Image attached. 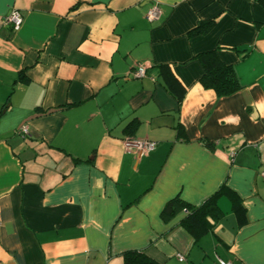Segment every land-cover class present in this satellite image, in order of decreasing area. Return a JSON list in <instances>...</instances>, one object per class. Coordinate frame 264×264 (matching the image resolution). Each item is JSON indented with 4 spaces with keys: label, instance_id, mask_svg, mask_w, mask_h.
Wrapping results in <instances>:
<instances>
[{
    "label": "crops",
    "instance_id": "1",
    "mask_svg": "<svg viewBox=\"0 0 264 264\" xmlns=\"http://www.w3.org/2000/svg\"><path fill=\"white\" fill-rule=\"evenodd\" d=\"M208 51L237 91L202 86ZM262 173L264 0H0V264H264ZM222 185L243 214L221 194L198 237L163 214Z\"/></svg>",
    "mask_w": 264,
    "mask_h": 264
},
{
    "label": "trees",
    "instance_id": "2",
    "mask_svg": "<svg viewBox=\"0 0 264 264\" xmlns=\"http://www.w3.org/2000/svg\"><path fill=\"white\" fill-rule=\"evenodd\" d=\"M203 27L197 28L195 32L201 31ZM199 60L203 66V75L200 78L202 86L212 88L218 96L229 95L238 90L239 83L232 67L222 63L214 51L201 53ZM167 84L170 91L174 93L178 100H181L184 89L180 88L176 80L170 75L167 76ZM208 146H211V144H208ZM221 194H227L232 201L235 200L233 192L222 185L199 206H190L182 203L178 198H174L168 201L163 214L168 215L177 209L184 208L187 215L182 224L190 233L198 237L206 232L208 228L207 217L217 219L222 215L217 204V199ZM233 208L237 215L243 214V208L235 201L233 202ZM243 221V218L239 220L240 223ZM122 258L123 264H161L139 250H125L122 252Z\"/></svg>",
    "mask_w": 264,
    "mask_h": 264
},
{
    "label": "built area",
    "instance_id": "3",
    "mask_svg": "<svg viewBox=\"0 0 264 264\" xmlns=\"http://www.w3.org/2000/svg\"><path fill=\"white\" fill-rule=\"evenodd\" d=\"M160 16V9L157 5H153L151 9L147 12L146 17L150 20L157 19ZM23 21V17L17 10H11L10 13L4 17V22L7 24H10L14 30H17ZM133 77L141 78L145 75V67L143 65H137L134 70L132 71ZM28 127L26 125H22L18 129V133L23 135L28 134ZM125 148L128 150H132L134 152H138L141 154L149 153L150 151L154 150L156 147V142L152 140H137V139H127L124 143ZM262 176H264V173H262ZM179 260H184L183 256H179ZM219 264H230L229 262H225L222 260H219Z\"/></svg>",
    "mask_w": 264,
    "mask_h": 264
}]
</instances>
